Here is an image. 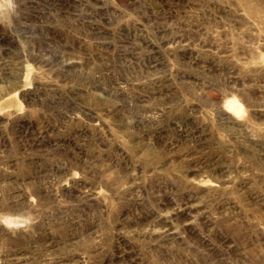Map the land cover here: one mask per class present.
Instances as JSON below:
<instances>
[{
    "label": "rangeland",
    "instance_id": "1",
    "mask_svg": "<svg viewBox=\"0 0 264 264\" xmlns=\"http://www.w3.org/2000/svg\"><path fill=\"white\" fill-rule=\"evenodd\" d=\"M0 5V264H264V0Z\"/></svg>",
    "mask_w": 264,
    "mask_h": 264
},
{
    "label": "clouds",
    "instance_id": "2",
    "mask_svg": "<svg viewBox=\"0 0 264 264\" xmlns=\"http://www.w3.org/2000/svg\"><path fill=\"white\" fill-rule=\"evenodd\" d=\"M26 224H27V221L25 220V221H22V222H20V223H17L16 225H13V226H14V227H25Z\"/></svg>",
    "mask_w": 264,
    "mask_h": 264
},
{
    "label": "bare ground",
    "instance_id": "3",
    "mask_svg": "<svg viewBox=\"0 0 264 264\" xmlns=\"http://www.w3.org/2000/svg\"><path fill=\"white\" fill-rule=\"evenodd\" d=\"M232 105H233V104H232ZM236 105H237V104H236ZM226 106H227V105H226ZM227 108H228V107H227ZM231 109H232V110H234V109H239V110H241V107H240V106H237V108H236V107L233 108V106H231ZM230 111H231V110H230ZM233 112H235V111H233ZM236 113H237V111H236Z\"/></svg>",
    "mask_w": 264,
    "mask_h": 264
},
{
    "label": "crops",
    "instance_id": "4",
    "mask_svg": "<svg viewBox=\"0 0 264 264\" xmlns=\"http://www.w3.org/2000/svg\"><path fill=\"white\" fill-rule=\"evenodd\" d=\"M1 6H2V5H0V13H1L2 11H4V10L1 8ZM2 7H3V6H2Z\"/></svg>",
    "mask_w": 264,
    "mask_h": 264
}]
</instances>
